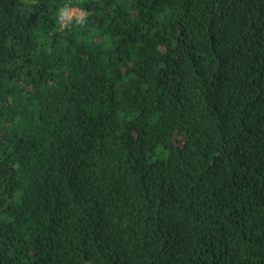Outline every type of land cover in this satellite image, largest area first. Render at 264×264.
Instances as JSON below:
<instances>
[{
	"label": "trees",
	"instance_id": "trees-1",
	"mask_svg": "<svg viewBox=\"0 0 264 264\" xmlns=\"http://www.w3.org/2000/svg\"><path fill=\"white\" fill-rule=\"evenodd\" d=\"M0 264H264V0H0Z\"/></svg>",
	"mask_w": 264,
	"mask_h": 264
},
{
	"label": "clouds",
	"instance_id": "clouds-1",
	"mask_svg": "<svg viewBox=\"0 0 264 264\" xmlns=\"http://www.w3.org/2000/svg\"><path fill=\"white\" fill-rule=\"evenodd\" d=\"M56 15L61 27L66 28L71 26L73 23L80 27L85 26L89 14L87 11H84L83 9H77L69 3L60 7L57 10Z\"/></svg>",
	"mask_w": 264,
	"mask_h": 264
}]
</instances>
